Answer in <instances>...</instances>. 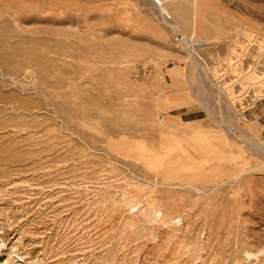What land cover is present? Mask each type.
I'll list each match as a JSON object with an SVG mask.
<instances>
[{
    "label": "rangeland",
    "instance_id": "rangeland-1",
    "mask_svg": "<svg viewBox=\"0 0 264 264\" xmlns=\"http://www.w3.org/2000/svg\"><path fill=\"white\" fill-rule=\"evenodd\" d=\"M0 264H264V0H0Z\"/></svg>",
    "mask_w": 264,
    "mask_h": 264
},
{
    "label": "bare ground",
    "instance_id": "bare-ground-1",
    "mask_svg": "<svg viewBox=\"0 0 264 264\" xmlns=\"http://www.w3.org/2000/svg\"><path fill=\"white\" fill-rule=\"evenodd\" d=\"M157 1L160 5H163V0H155ZM245 172V171H244ZM247 172V171H246Z\"/></svg>",
    "mask_w": 264,
    "mask_h": 264
}]
</instances>
